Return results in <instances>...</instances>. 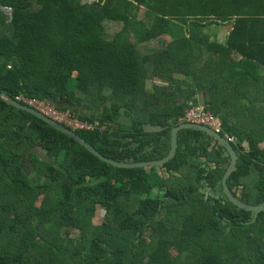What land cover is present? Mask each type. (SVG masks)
Here are the masks:
<instances>
[{"label":"trees","instance_id":"1","mask_svg":"<svg viewBox=\"0 0 264 264\" xmlns=\"http://www.w3.org/2000/svg\"><path fill=\"white\" fill-rule=\"evenodd\" d=\"M224 24L222 44L203 33ZM0 92L93 123L76 132L122 163L166 158L201 103L233 138L229 188L264 204V0H0ZM229 164L185 128L167 163L116 167L0 97V264H264V211L226 196Z\"/></svg>","mask_w":264,"mask_h":264},{"label":"water","instance_id":"2","mask_svg":"<svg viewBox=\"0 0 264 264\" xmlns=\"http://www.w3.org/2000/svg\"><path fill=\"white\" fill-rule=\"evenodd\" d=\"M0 97L5 99L11 105H13V106H15L21 110H24V111H27V112L33 114L34 116L42 119L44 122L48 123L52 127L56 128L57 130L66 133L68 136L77 140L79 143H81L84 147H86L92 153L97 155L99 158H101L105 162L110 163L111 165L116 166V167L136 168V167H153V166L156 167V166L163 165V164L167 163L169 160H171L173 157H175V155L178 151V147H179V132L182 129L189 128V129H193V130L204 131V132L208 133L210 136H212V138L214 140H216L224 149H226V151L228 152V154L230 156V164H229L227 170L225 171L224 177L222 179L223 188H224V192H225L226 196L229 198V200L233 204H235L238 207L245 209L247 211H253L256 215H257V213L264 211V204L258 205V206H252V205L246 204V203L240 201L235 196V194L231 191V189L228 186V177L230 176V174L235 169L236 160H237L236 154H235L234 150L232 149L230 143H228L221 135L215 133L213 130H211L210 128H208L206 126H203L200 124H195V123L185 122V123H182L181 125L177 126L176 128H174L172 151H170L169 155L164 159H161L158 161H152V162L122 163V162L113 161V160L105 157L104 155H102L91 144L86 142L75 130H72L71 128L51 119L50 117L42 114L38 110H36V109L26 105V104H22V103L18 102L16 99L10 97L7 93L0 92ZM61 105L71 108V106H68L67 104H61Z\"/></svg>","mask_w":264,"mask_h":264},{"label":"built area","instance_id":"3","mask_svg":"<svg viewBox=\"0 0 264 264\" xmlns=\"http://www.w3.org/2000/svg\"><path fill=\"white\" fill-rule=\"evenodd\" d=\"M4 11L8 16L12 15L11 9L5 8ZM16 100L38 110L42 114L71 128L72 130H93L96 127L93 123L81 121L69 111L60 110L58 107L50 104L49 102L26 98L24 96H18ZM183 120L185 122L206 126L217 134L221 131L220 119L209 111H206L205 107L201 103L194 104L190 102ZM223 138L228 143L233 142V138L228 135H225Z\"/></svg>","mask_w":264,"mask_h":264},{"label":"crops","instance_id":"4","mask_svg":"<svg viewBox=\"0 0 264 264\" xmlns=\"http://www.w3.org/2000/svg\"><path fill=\"white\" fill-rule=\"evenodd\" d=\"M97 1L98 0L93 1V2H97ZM93 2H91V3H93ZM144 11H145V9L142 8L139 21H141L143 19ZM181 28L184 29V34L187 37H189L190 33H189L188 26H183L182 25ZM230 30H231L230 24H224V25H221L219 27H216V26L212 25L210 27L203 28V33L206 34L207 36H209L211 39H213V40L215 39L218 43L222 44L226 40ZM164 40L167 41V42H170V41H172V38H171V36H165Z\"/></svg>","mask_w":264,"mask_h":264},{"label":"rangeland","instance_id":"5","mask_svg":"<svg viewBox=\"0 0 264 264\" xmlns=\"http://www.w3.org/2000/svg\"><path fill=\"white\" fill-rule=\"evenodd\" d=\"M96 1V0H81V2L83 4H90L91 2ZM164 39V38H163ZM160 47L158 44H156V47ZM152 47L146 46V50H151ZM152 50H157L156 48L152 49ZM103 216H104V211L103 210H99L96 214V216L94 217V223L95 224H100L103 220ZM64 233L65 234H70L71 236L75 237L77 235V232L72 229V228H65L64 229Z\"/></svg>","mask_w":264,"mask_h":264}]
</instances>
